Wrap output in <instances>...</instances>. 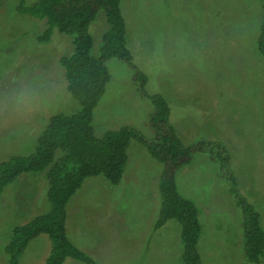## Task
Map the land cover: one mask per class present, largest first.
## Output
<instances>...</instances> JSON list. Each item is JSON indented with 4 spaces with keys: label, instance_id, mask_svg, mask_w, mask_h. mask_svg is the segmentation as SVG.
I'll return each mask as SVG.
<instances>
[{
    "label": "rangeland",
    "instance_id": "obj_1",
    "mask_svg": "<svg viewBox=\"0 0 264 264\" xmlns=\"http://www.w3.org/2000/svg\"><path fill=\"white\" fill-rule=\"evenodd\" d=\"M39 1L0 0V163L33 154L51 116L80 110L59 64L72 50L67 36L54 30L50 41L40 44L46 20L17 11L21 2L32 7ZM120 8L132 64L147 77L145 92L167 102L169 123L182 144L216 142L230 159L234 188L207 152L194 154L176 173L178 193L197 209L200 264H254L244 256L237 196L259 213L264 230V59L256 48L260 0H122ZM107 27L101 11L89 27L93 57ZM106 65L110 81L93 111L95 135L129 126L152 137L153 106L138 92L134 71L116 58ZM162 170L144 146L130 141L118 185L91 177L69 201V241L97 264H181L179 223L170 220L155 229ZM47 189L42 173L22 174L4 188L0 264H8L4 249L13 228L49 210ZM40 236L29 242L18 264H44ZM63 264L83 263L66 258Z\"/></svg>",
    "mask_w": 264,
    "mask_h": 264
},
{
    "label": "trees",
    "instance_id": "obj_2",
    "mask_svg": "<svg viewBox=\"0 0 264 264\" xmlns=\"http://www.w3.org/2000/svg\"><path fill=\"white\" fill-rule=\"evenodd\" d=\"M121 1L41 0L32 7H26L21 2L17 8L22 16L46 20L47 28L37 38L38 43H48L54 30L67 36L72 50L59 59V64L63 69L67 92L80 104V110L74 114L51 116L37 139L33 154L12 156L0 163V195L22 174L42 173L48 183L49 210L13 228L4 249L8 264H18L29 242L40 235H47L50 241V251L44 264H63L66 258L83 264H97L69 241L65 228L66 207L88 178L102 176L112 186L122 181L127 148L132 140L144 146L150 156L163 165L158 185L160 213L155 229H160L170 220L179 223L181 264H200L197 245L201 226L195 205L178 193L177 171L188 165L194 154L207 152L213 161L220 164L222 176L232 183V188L235 186L226 150L216 142L184 146L169 123L167 102L159 95L145 92L147 77L133 66L126 44ZM260 7L262 21L256 48L264 59V0H260ZM101 11L105 14L108 27L102 36L99 55L93 57L89 27ZM112 58L121 60L134 71L133 81L138 92L152 103L153 110L148 121L153 130L152 137L146 138L139 130L129 126L106 131L100 137L95 135L93 111L110 81L106 62ZM237 203L243 211L244 256L248 262L260 264L264 257V230L260 215L242 197L237 196Z\"/></svg>",
    "mask_w": 264,
    "mask_h": 264
},
{
    "label": "crops",
    "instance_id": "obj_3",
    "mask_svg": "<svg viewBox=\"0 0 264 264\" xmlns=\"http://www.w3.org/2000/svg\"><path fill=\"white\" fill-rule=\"evenodd\" d=\"M40 239L42 241L43 253L46 254V256L44 257V260H45L47 258V256H48V254H49V251H50V241H49L47 235L40 236Z\"/></svg>",
    "mask_w": 264,
    "mask_h": 264
}]
</instances>
